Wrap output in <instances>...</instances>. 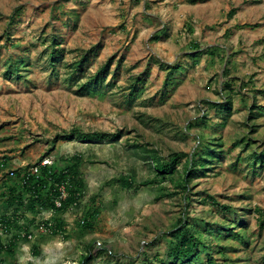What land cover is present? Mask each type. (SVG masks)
<instances>
[{"label": "rangeland", "instance_id": "rangeland-1", "mask_svg": "<svg viewBox=\"0 0 264 264\" xmlns=\"http://www.w3.org/2000/svg\"><path fill=\"white\" fill-rule=\"evenodd\" d=\"M152 152L188 156L163 180ZM44 157L77 200L6 205ZM3 217L0 264H165L184 225L201 243L178 264H264V0H0Z\"/></svg>", "mask_w": 264, "mask_h": 264}, {"label": "trees", "instance_id": "trees-1", "mask_svg": "<svg viewBox=\"0 0 264 264\" xmlns=\"http://www.w3.org/2000/svg\"><path fill=\"white\" fill-rule=\"evenodd\" d=\"M193 3L204 2V0H192ZM204 54V51L200 50L193 56H200ZM87 56L84 57L80 62L77 63L78 66L82 67L85 61L87 60ZM180 65L172 67L173 70H178ZM109 70V64L104 66L97 74L85 85L81 87L82 90L88 89L91 85L103 82L107 72ZM256 108V105L254 106ZM227 111H231L232 103L229 102L227 106H225ZM77 132L71 134H65L61 138L65 141H74L77 139ZM108 135L104 133H89L83 134L80 136V140L83 143H95L102 142ZM113 140L118 138V135L112 136ZM137 148V147H136ZM151 153V152H150ZM153 163H155V171L156 174L163 180H167V178L171 179L176 172L178 171V164L181 162L183 157H187L188 155L185 153H175L169 160H164L157 157L154 152H152ZM209 154V153H208ZM208 160L200 157L197 161L193 160L191 163L193 168L189 173H187V177L182 181L179 186H181L185 191L188 190V181L190 178L196 176V172L206 170L209 163ZM39 164V163H37ZM35 164V165H37ZM33 166V165H32ZM31 166V167H32ZM45 166L40 168V172L38 176L30 175L28 170L22 175V191H18L17 187H8V192L5 196L6 205L9 207L15 205H22L24 203L23 200L27 198L29 206L31 209H35L37 205L42 208L54 209V212L63 211L65 206L69 203L75 202L77 200L76 191L73 190V185L75 184L74 178L72 177V173L74 171V165L67 166L66 168L58 171L55 167ZM61 182H69V197L63 203L61 208H56L55 199L58 197L59 192L57 188V184ZM23 183V184H22ZM73 185H72V184ZM15 217H3L1 219L2 227L5 229V232H9L15 226ZM84 223L86 221L84 220ZM60 226V225H56ZM61 228V226H60ZM261 228L264 229V221L261 222ZM55 230V228H54ZM176 241L171 244L169 252L167 253L165 264H178L181 260H189L193 254L197 252V248L201 243V239L197 237L192 229L186 225L182 229L177 231L175 234ZM16 245V238L10 242V245H5L2 243L0 238V250L6 252H13V247ZM101 251H106L105 248H101ZM171 259H173L171 261ZM86 258L84 260L88 261ZM84 262L82 264H84ZM207 264H214L213 261H209Z\"/></svg>", "mask_w": 264, "mask_h": 264}, {"label": "built area", "instance_id": "built-area-1", "mask_svg": "<svg viewBox=\"0 0 264 264\" xmlns=\"http://www.w3.org/2000/svg\"><path fill=\"white\" fill-rule=\"evenodd\" d=\"M52 165H53V161L50 159V157H44L39 164L33 165L28 170V172L32 176L33 175L38 176L41 167H45V166L48 167V166H52ZM11 175L14 176L15 173L11 172ZM57 188H58L59 195L55 199V206H56V208H61L63 206V203L69 197V182H61V183L57 184ZM52 211H55V210L52 209ZM83 223H84V221H83ZM0 227H2L1 223H0ZM40 229L43 232H53V223H51L49 221H42L40 224ZM29 238H32V236L30 235Z\"/></svg>", "mask_w": 264, "mask_h": 264}]
</instances>
